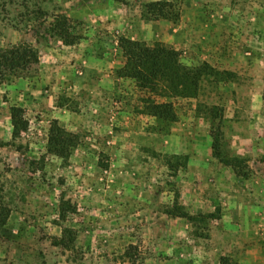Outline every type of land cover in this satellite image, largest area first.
<instances>
[{
	"label": "rangeland",
	"instance_id": "obj_1",
	"mask_svg": "<svg viewBox=\"0 0 264 264\" xmlns=\"http://www.w3.org/2000/svg\"><path fill=\"white\" fill-rule=\"evenodd\" d=\"M149 1L0 0V51L39 54L0 80V264H264V0H169L178 21L142 18ZM63 17L72 45L53 31ZM120 38L233 76L212 73L157 123L148 89L118 76ZM12 105L28 122L16 140ZM211 106L247 175L212 155ZM53 122L79 135L67 162L47 151Z\"/></svg>",
	"mask_w": 264,
	"mask_h": 264
},
{
	"label": "trees",
	"instance_id": "obj_2",
	"mask_svg": "<svg viewBox=\"0 0 264 264\" xmlns=\"http://www.w3.org/2000/svg\"><path fill=\"white\" fill-rule=\"evenodd\" d=\"M141 16L147 20L166 19L178 21L180 10L173 1L158 0L149 1L142 5ZM54 33L62 39L64 44L75 43L76 36L70 35L66 26V18H60L53 26ZM119 48L125 60L123 67L118 69V76L131 78L139 87L148 89L149 97L146 110L156 119L157 123H173L176 120V111L173 100L177 98H193L198 95L201 81L212 73L222 75L228 79L232 72H215L207 63L200 67H188L179 59V53L161 43L149 45L142 41L128 38L119 39ZM38 50L29 44L12 47L0 51V80L8 75L21 77L29 68L38 63ZM264 97V86L262 90ZM159 97V100L157 99ZM161 98V99H160ZM210 118L218 119L211 122L210 136L212 138V155L221 163L230 166L239 176L247 175L238 167L244 160L238 156H229L224 151V134L222 131L223 114L216 106L208 108ZM12 125V139L16 140L28 127L25 118V109L12 105L9 108ZM79 144V135L67 131L53 122L47 139V151L59 156L64 162L70 158L71 152ZM175 159V163L171 161ZM186 155H173L167 158V164L175 170L184 168L187 164ZM9 210L0 201V226L7 222ZM194 219V217H190Z\"/></svg>",
	"mask_w": 264,
	"mask_h": 264
}]
</instances>
